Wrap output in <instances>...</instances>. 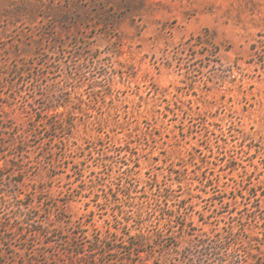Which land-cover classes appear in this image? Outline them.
Wrapping results in <instances>:
<instances>
[{
    "label": "rangeland",
    "instance_id": "rangeland-1",
    "mask_svg": "<svg viewBox=\"0 0 264 264\" xmlns=\"http://www.w3.org/2000/svg\"><path fill=\"white\" fill-rule=\"evenodd\" d=\"M206 234L264 264V0H0V264Z\"/></svg>",
    "mask_w": 264,
    "mask_h": 264
},
{
    "label": "trees",
    "instance_id": "trees-1",
    "mask_svg": "<svg viewBox=\"0 0 264 264\" xmlns=\"http://www.w3.org/2000/svg\"><path fill=\"white\" fill-rule=\"evenodd\" d=\"M59 114V112H56V115ZM211 242V236L206 234L203 237H199L195 243H193L196 247L204 248L207 252L205 253L206 256L210 255L212 257V260H214L217 264H245L246 260L241 259L240 254H233L231 251H229L230 246H226L222 241H218L217 244L210 246ZM133 246H138V244H133ZM110 249V248H108ZM182 260L190 259L192 261L191 256H193V253L191 249H184L182 252ZM230 258V259H228ZM123 264H127V260L122 259L121 261ZM90 264H94V262H90ZM108 264H114L112 261ZM141 264V263H140Z\"/></svg>",
    "mask_w": 264,
    "mask_h": 264
}]
</instances>
